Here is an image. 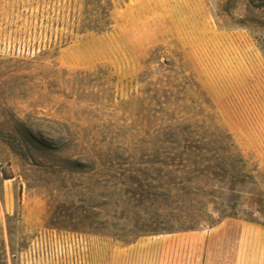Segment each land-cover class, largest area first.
Listing matches in <instances>:
<instances>
[{"label": "rangeland", "instance_id": "374dc122", "mask_svg": "<svg viewBox=\"0 0 264 264\" xmlns=\"http://www.w3.org/2000/svg\"><path fill=\"white\" fill-rule=\"evenodd\" d=\"M83 3L0 0V264H264V0ZM187 125L247 176L157 197L142 142Z\"/></svg>", "mask_w": 264, "mask_h": 264}, {"label": "trees", "instance_id": "16d2710c", "mask_svg": "<svg viewBox=\"0 0 264 264\" xmlns=\"http://www.w3.org/2000/svg\"><path fill=\"white\" fill-rule=\"evenodd\" d=\"M113 11V0H84L83 10L77 17L76 31L80 34L108 32L114 26ZM98 73L110 78L100 68ZM142 145L144 157L151 159L144 163L146 168H151L143 172L147 178L145 182L156 185L154 191L159 198L169 199L175 193L185 196L195 195L198 191L206 193L202 181L206 186L226 182L234 186L247 176L244 159L235 151L229 137L218 131L199 135L190 125L183 128L168 127L166 131L157 132L154 139L143 141ZM149 152H153L154 156L150 157ZM3 177L5 180L11 179L4 171ZM215 188L214 185L211 192L207 193L214 204L215 195L212 192L216 191ZM233 190L230 188V191ZM236 216L226 214L224 217Z\"/></svg>", "mask_w": 264, "mask_h": 264}, {"label": "crops", "instance_id": "0c3cea01", "mask_svg": "<svg viewBox=\"0 0 264 264\" xmlns=\"http://www.w3.org/2000/svg\"><path fill=\"white\" fill-rule=\"evenodd\" d=\"M0 217H1V214H0Z\"/></svg>", "mask_w": 264, "mask_h": 264}]
</instances>
